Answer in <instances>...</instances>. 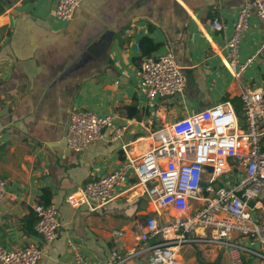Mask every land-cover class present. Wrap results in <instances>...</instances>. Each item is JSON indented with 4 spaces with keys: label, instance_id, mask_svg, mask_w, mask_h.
Returning <instances> with one entry per match:
<instances>
[{
    "label": "crops",
    "instance_id": "0c3cea01",
    "mask_svg": "<svg viewBox=\"0 0 264 264\" xmlns=\"http://www.w3.org/2000/svg\"><path fill=\"white\" fill-rule=\"evenodd\" d=\"M9 2L0 12V178L7 181L0 245L12 249L34 241L43 249L39 264H77L70 241L90 264H108L114 250L151 246L154 237L139 238L146 219L164 221L177 212L165 208L158 214L133 174L104 207H74L67 196L118 168L124 147L131 156L146 152L158 127L218 102H242L243 88L264 89V19L253 10L240 60L254 59L236 78L225 64V41L245 0H83L69 21L55 17L57 0ZM215 18L226 24L223 31L213 29ZM155 44L160 46L150 50ZM168 50L187 74L185 90L176 101H149L138 87L141 60ZM73 108L115 114L116 124L128 129L116 141L107 130L105 138L76 151L66 141ZM233 172L238 175L236 169L224 175ZM45 189L61 222L49 243L36 233L32 213ZM259 204L264 207V199ZM165 210L168 217L162 218ZM254 214L264 219V208ZM183 247L182 264H264L252 254L236 262L232 250L221 246L189 244L182 253ZM151 259V252H143L121 264Z\"/></svg>",
    "mask_w": 264,
    "mask_h": 264
},
{
    "label": "built area",
    "instance_id": "2783aa9c",
    "mask_svg": "<svg viewBox=\"0 0 264 264\" xmlns=\"http://www.w3.org/2000/svg\"><path fill=\"white\" fill-rule=\"evenodd\" d=\"M82 2L57 0L55 17L71 20ZM253 10L264 19V0H245L233 32L225 41V64L236 78L254 59L240 60L242 37L249 28ZM211 24L217 31L227 27L219 18ZM138 79L139 90L149 101L181 95L187 84V74L171 50L144 56ZM241 98L245 127L240 126L238 111L230 101L192 112L153 130L152 145L143 154L131 156L124 147L126 159L118 168L67 196L74 207L83 204L92 209L104 207L113 199L114 188L133 174L134 185L142 188L158 214L165 208L177 212L175 217L164 221L149 216L139 238L146 242L159 235L160 241L125 254L114 250L108 264H121L143 252H151V264H182L178 252L189 244L229 248L236 262H242V254L264 260V219L254 214L256 208H264L259 204L264 199V89L243 88ZM69 119L67 145L76 151L105 138L107 130L111 132L109 140L116 141L128 129L126 124H116L115 114H99L88 108L71 109ZM235 169L237 181L216 186L218 178ZM6 193L7 181L0 178V211ZM34 210L36 233L47 243L54 241L61 229L58 206L53 202L38 203ZM69 244L77 264H90L77 243ZM42 254L43 249L34 241L12 249L0 245L2 264H39Z\"/></svg>",
    "mask_w": 264,
    "mask_h": 264
},
{
    "label": "rangeland",
    "instance_id": "374dc122",
    "mask_svg": "<svg viewBox=\"0 0 264 264\" xmlns=\"http://www.w3.org/2000/svg\"><path fill=\"white\" fill-rule=\"evenodd\" d=\"M169 98H170V100H175L176 101L177 98H178V96H175V97L174 96H171ZM234 106H235V108L238 111V117H239L240 126L241 127H245L246 126V120H245L244 104H243V102H241V101L235 102ZM238 178H239V176L238 175H235L234 172L231 173L230 175H223L220 178H218V181L216 182V186L222 185L225 181H227V182H229V181L235 182V181L238 180ZM173 216H176V214L173 213ZM161 217L162 218L163 217H165V218L168 217V212L165 210L164 211V215H162ZM160 239H161V237L159 235L156 236V237H154V241L155 242L160 241ZM181 251H182V253L187 252L186 245H185V247L182 248Z\"/></svg>",
    "mask_w": 264,
    "mask_h": 264
},
{
    "label": "trees",
    "instance_id": "16d2710c",
    "mask_svg": "<svg viewBox=\"0 0 264 264\" xmlns=\"http://www.w3.org/2000/svg\"><path fill=\"white\" fill-rule=\"evenodd\" d=\"M4 9H5V2H4V0H0V12H3ZM145 40H147V39L144 38V39L141 41V45H142V47H144L143 44H144V41H145ZM159 46H160V44H155L154 47L152 46V48H151L150 50L157 49ZM145 53H146V50H145ZM42 197H43V203H46V204H47V203H50V197H51V195H50V193H49V191H48L47 189L44 190V193H43ZM32 213L36 214L35 211H33ZM32 213H31V214H32ZM30 218H32V216H30ZM36 222H37V215H36ZM200 261L203 262L202 259H200Z\"/></svg>",
    "mask_w": 264,
    "mask_h": 264
},
{
    "label": "water",
    "instance_id": "95a60500",
    "mask_svg": "<svg viewBox=\"0 0 264 264\" xmlns=\"http://www.w3.org/2000/svg\"><path fill=\"white\" fill-rule=\"evenodd\" d=\"M4 2H5L6 7H8V8L11 7V3L9 2V0H4ZM69 125H70V123H69ZM69 125H68V127H67L66 137H67V134H68ZM66 141H67V140H66ZM208 169H209V170H212V167H208ZM252 204H254V203L252 202Z\"/></svg>",
    "mask_w": 264,
    "mask_h": 264
},
{
    "label": "bare ground",
    "instance_id": "6f19581e",
    "mask_svg": "<svg viewBox=\"0 0 264 264\" xmlns=\"http://www.w3.org/2000/svg\"><path fill=\"white\" fill-rule=\"evenodd\" d=\"M226 61H227V60H226ZM227 63H228V62H227ZM229 66H230V64H229ZM230 67L232 68L233 72L236 73L235 70H234V68H233L232 66H230ZM177 249H179V247H177Z\"/></svg>",
    "mask_w": 264,
    "mask_h": 264
}]
</instances>
